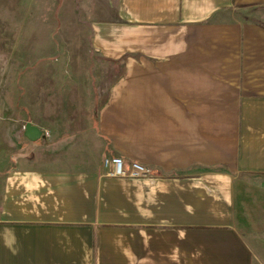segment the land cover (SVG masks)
Returning a JSON list of instances; mask_svg holds the SVG:
<instances>
[{
    "label": "crops",
    "instance_id": "0c3cea01",
    "mask_svg": "<svg viewBox=\"0 0 264 264\" xmlns=\"http://www.w3.org/2000/svg\"><path fill=\"white\" fill-rule=\"evenodd\" d=\"M105 1L0 57V264H264V0Z\"/></svg>",
    "mask_w": 264,
    "mask_h": 264
},
{
    "label": "rangeland",
    "instance_id": "374dc122",
    "mask_svg": "<svg viewBox=\"0 0 264 264\" xmlns=\"http://www.w3.org/2000/svg\"><path fill=\"white\" fill-rule=\"evenodd\" d=\"M105 2L0 0V57L9 53L11 48L16 50L19 61L26 57L28 51L48 60L57 55L90 53L86 51L88 47L81 48L80 44L85 41L91 43L94 24L84 23L119 21L118 15L112 18L102 13ZM82 24L85 28L81 27ZM14 40L19 47L14 46Z\"/></svg>",
    "mask_w": 264,
    "mask_h": 264
},
{
    "label": "built area",
    "instance_id": "2783aa9c",
    "mask_svg": "<svg viewBox=\"0 0 264 264\" xmlns=\"http://www.w3.org/2000/svg\"><path fill=\"white\" fill-rule=\"evenodd\" d=\"M104 167L108 169L110 177L145 178L152 175L150 168L136 162L128 163L121 158L105 160Z\"/></svg>",
    "mask_w": 264,
    "mask_h": 264
},
{
    "label": "water",
    "instance_id": "95a60500",
    "mask_svg": "<svg viewBox=\"0 0 264 264\" xmlns=\"http://www.w3.org/2000/svg\"><path fill=\"white\" fill-rule=\"evenodd\" d=\"M26 130H27L26 137L32 141H35L42 136V132L38 128L32 126L31 124L27 125Z\"/></svg>",
    "mask_w": 264,
    "mask_h": 264
}]
</instances>
